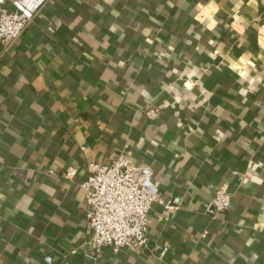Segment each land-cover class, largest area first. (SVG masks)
I'll list each match as a JSON object with an SVG mask.
<instances>
[{"label":"crops","instance_id":"obj_1","mask_svg":"<svg viewBox=\"0 0 264 264\" xmlns=\"http://www.w3.org/2000/svg\"><path fill=\"white\" fill-rule=\"evenodd\" d=\"M119 152L179 204L162 257L92 250L86 164ZM0 264H264V0H48L0 44Z\"/></svg>","mask_w":264,"mask_h":264},{"label":"built area","instance_id":"obj_2","mask_svg":"<svg viewBox=\"0 0 264 264\" xmlns=\"http://www.w3.org/2000/svg\"><path fill=\"white\" fill-rule=\"evenodd\" d=\"M47 1L0 0V44L5 49L19 39ZM86 168L88 177L81 187L85 193V221L93 232L92 250L99 253L107 249L113 255L121 251H153L162 257L168 248H150L148 243V214L157 204L167 217L179 210V204L148 190L136 178L137 167L127 152H119L109 162H88ZM76 173V169L70 168L63 174L72 179ZM231 199L228 191L218 189L211 202L212 210L227 211Z\"/></svg>","mask_w":264,"mask_h":264},{"label":"rangeland","instance_id":"obj_3","mask_svg":"<svg viewBox=\"0 0 264 264\" xmlns=\"http://www.w3.org/2000/svg\"><path fill=\"white\" fill-rule=\"evenodd\" d=\"M93 233V232H92Z\"/></svg>","mask_w":264,"mask_h":264}]
</instances>
